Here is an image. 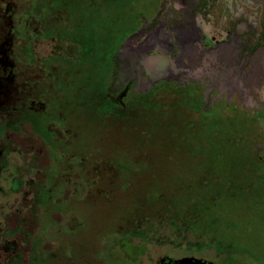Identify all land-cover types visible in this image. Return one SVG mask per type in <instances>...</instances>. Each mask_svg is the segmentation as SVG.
<instances>
[{"label": "rangeland", "instance_id": "obj_1", "mask_svg": "<svg viewBox=\"0 0 264 264\" xmlns=\"http://www.w3.org/2000/svg\"><path fill=\"white\" fill-rule=\"evenodd\" d=\"M18 5L21 16L27 11L58 31L59 38L29 37L26 49L40 57L30 59L36 65L74 67L81 146L92 156L99 150L101 160L100 148H113L104 150L110 162H81L88 172L103 166L114 177L108 198L90 196L85 188L75 211L69 206L63 214L51 204L52 214L41 216L46 232L37 234L47 240L44 253L55 255L52 264H156L163 256L264 264L257 119L253 125L221 105L202 111L194 84L144 85L129 94L124 88L114 100L123 101L122 109L103 100L111 55L127 34L149 21L151 0H31L30 7L18 0ZM21 23L24 28L23 18ZM88 174L82 173L84 183ZM67 222L75 227L71 235L60 231Z\"/></svg>", "mask_w": 264, "mask_h": 264}, {"label": "flooded vegetation", "instance_id": "obj_2", "mask_svg": "<svg viewBox=\"0 0 264 264\" xmlns=\"http://www.w3.org/2000/svg\"><path fill=\"white\" fill-rule=\"evenodd\" d=\"M24 1L30 7L31 0ZM151 2L149 21L127 34L111 55L108 94L102 99L122 109L123 101L114 100L124 88L129 94L144 85L194 84L202 111L221 105L253 125L257 119L262 144L255 141L254 147L264 165L259 155L264 154V0ZM20 10L18 0H0V264H52L55 255L44 253L47 240L37 234L46 232L41 216L51 204L62 213L69 206L75 211L85 188L90 196L108 198L114 177L103 166L88 172L81 162H110L104 150L113 148L101 147V160L99 150L92 156L81 146L74 67L71 62L63 64L66 68L36 65L30 59L40 57L26 49L29 37L59 38L58 31L27 11L22 17ZM69 223L60 231L71 235L75 227ZM163 259L167 264L164 256L156 264Z\"/></svg>", "mask_w": 264, "mask_h": 264}, {"label": "water", "instance_id": "obj_3", "mask_svg": "<svg viewBox=\"0 0 264 264\" xmlns=\"http://www.w3.org/2000/svg\"><path fill=\"white\" fill-rule=\"evenodd\" d=\"M164 260H166V259L160 260L158 262V264H163ZM168 263H170V262L168 261ZM173 263L174 264H211V263H207L205 261L197 260V259H193V258H182V259L174 261Z\"/></svg>", "mask_w": 264, "mask_h": 264}, {"label": "trees", "instance_id": "obj_4", "mask_svg": "<svg viewBox=\"0 0 264 264\" xmlns=\"http://www.w3.org/2000/svg\"><path fill=\"white\" fill-rule=\"evenodd\" d=\"M183 258H187V257H183ZM179 259H182V258H179ZM179 259H168L167 261H169L170 263L168 264H174L173 262L176 261V260H179ZM203 261V260H202ZM206 262V261H205ZM207 263H210V262H207ZM211 264H214V263H211ZM217 264V263H216Z\"/></svg>", "mask_w": 264, "mask_h": 264}]
</instances>
